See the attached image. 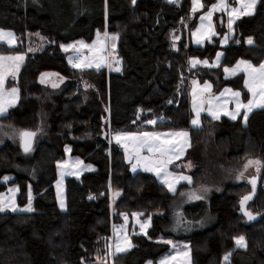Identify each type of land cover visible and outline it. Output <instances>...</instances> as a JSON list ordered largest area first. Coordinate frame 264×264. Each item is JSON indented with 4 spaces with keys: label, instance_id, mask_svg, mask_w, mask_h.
Masks as SVG:
<instances>
[{
    "label": "trees",
    "instance_id": "obj_1",
    "mask_svg": "<svg viewBox=\"0 0 264 264\" xmlns=\"http://www.w3.org/2000/svg\"><path fill=\"white\" fill-rule=\"evenodd\" d=\"M215 2L201 0L203 9ZM189 11L191 0H182L179 8L163 0H136L135 4L132 0H0V30L18 38L14 46L1 43L0 53L25 55L16 79L9 80L19 90L18 101L0 121L33 131L43 116L48 125L47 138L38 142L32 154L38 169L34 179L12 168L14 163L22 166L18 146L7 141L0 147V193L18 186L19 205L27 202L29 187L33 194V211L0 212V264H156L170 250L159 241L162 238L188 243L191 264H223L226 253H231L229 264H264V189L259 184L247 204L248 210L259 213L258 220L248 223L239 213L240 198L251 186L228 185L209 201L194 200L182 209V223L196 226L207 213L215 222L203 230L175 235L168 230L169 203L175 192L153 174L132 173L114 139L113 133L118 132L188 130L192 144L200 143L210 125L216 132L213 144L222 157L259 155L264 162V108L253 110L245 125L241 110L236 120L205 115L201 118L205 125L193 128L188 94L193 70L200 73L188 66V60L213 59L220 48L219 63L206 71L212 76L206 74L201 80L208 79L215 92L225 86L239 90L246 101L243 76L225 79L223 68L238 59L254 66L264 60V0H258L253 14L235 20L232 37L222 47L214 40L200 46L192 42L196 21L181 25L183 18L191 17ZM223 18H215L220 32L225 30ZM179 25L177 39L171 40V31ZM106 30L118 35L121 71L107 75L92 71L94 90L85 100L89 91L79 82L89 70L73 67L60 45L91 42L97 32ZM35 32L45 38V45L32 52L26 35ZM46 70L65 77L60 87L52 89L37 81ZM66 145L72 156L92 164L94 170L65 179V209L60 210L54 183L56 164L64 160ZM262 172L263 181L264 166ZM7 173L15 175L4 184L1 179ZM110 188L120 192L113 214ZM120 214L149 218L151 225L144 234H133L130 249L111 256V222H120L115 221ZM238 236L245 238V248L235 247Z\"/></svg>",
    "mask_w": 264,
    "mask_h": 264
},
{
    "label": "rangeland",
    "instance_id": "obj_2",
    "mask_svg": "<svg viewBox=\"0 0 264 264\" xmlns=\"http://www.w3.org/2000/svg\"><path fill=\"white\" fill-rule=\"evenodd\" d=\"M181 2L182 0L180 1V4ZM217 2L213 4H216ZM227 3L229 4L230 7H239L238 0H227ZM257 3H258V0H257ZM199 4L202 5L201 0H199ZM213 4H211L209 7L204 8V9H203V6L197 7L196 11L193 12L192 9L194 5H193V0H191V11H189V14H191V17L189 18L185 17L181 20L182 22L181 25H185L187 23L191 25L193 21H196V26L194 30L191 32V38L195 45L200 46L202 44H205L206 42L213 43V40H214L218 47H222L226 45L228 41L230 40V38L232 37L234 23L237 18H233V23H232L231 30H230L229 23H228L229 15H228L227 10L215 11L212 15L211 21L209 22L205 20L203 22L204 27L203 28L201 27V17L207 14V12L211 9V6ZM216 15L218 16V20L222 16L224 17L223 19H224L225 30L223 32L218 31L216 28V24L219 23V21L215 22ZM243 16H247V15H243ZM209 23H211L212 25L210 30L207 27ZM181 25H179L177 29H175V31H171L170 33L171 40L177 39L178 29ZM198 29H200L199 33H197ZM4 31L6 33L11 32L7 30H4ZM193 33H197V35L194 36ZM117 36L118 35H116L115 33H110L106 30L102 33L97 32L94 39L91 42H86L84 40H76V41H72L66 44H62V46H64V47L61 46L62 50L65 51V48H67L66 52L69 53L67 57L69 61L70 60L72 61L73 58L77 60V58L81 56V59H79V62L91 63L92 65L91 67H84V66L75 67L79 69L89 70L84 73L83 75L84 77H82L81 81L79 82V85L82 86L86 90V92H88L89 90L90 91L94 90V84H93L94 82L91 80V76H90L92 74V71H96V72L99 71L100 73H104L106 75L109 72H117L116 68H119V64L121 63L117 50H116L117 43H118ZM113 37H116V38L113 39ZM15 38H16V42L12 45L8 44L6 38L5 40L0 41V44L5 43L9 46H14L18 43V38L16 36ZM26 39L29 42V50L31 49L30 51L32 52L40 51L44 48L45 38L41 36L38 32L29 33L28 35H26ZM197 39L200 40L199 43H197ZM218 53L219 54L221 53L220 48L216 52L213 59L190 58L188 60L189 62L188 66L192 69L198 68L200 72L198 74L196 70H193L192 74L190 72L191 78H194L196 75H198L196 79H193L189 82L190 86L188 89L189 107H190V112H191L190 126L193 128H200L202 125H205L204 121L201 119L205 115L209 118L214 119L209 114V108L211 107V105L207 103V100L210 97H219L220 98L219 103L222 105L225 104V102L227 101V104H226L227 111L231 112V111H234L236 108L234 98L231 96L230 93L225 92V90L226 89H231L232 91H239V90H235L229 86H225L221 88L219 92L212 91L211 88L209 91L202 92V89L205 88V85H212L211 83L204 82V80H201V79L206 74L209 76H212V74L206 73V71L210 68H214L217 66V64L220 61V57H219V60L217 59ZM0 55H5V56L23 55L25 57L24 53H21V54H1L0 53ZM192 61H197L195 66H193ZM204 61H207V64H205ZM22 63L20 64L19 70L21 68ZM71 63H73V61ZM97 64H99V68H97L96 66ZM18 73H16V76ZM16 76L13 77L12 75H8L6 77V82H5L6 89H10L14 87V86H11V83L9 82V80L16 79ZM64 80H65L64 76H61L58 72L53 71V70L43 71L39 73L37 76V81L39 83L49 88H52V89H56L60 87ZM94 80H95V77H94ZM194 81L195 83L192 84ZM53 85H56V86L54 87ZM90 91L88 93L85 92L86 93V95H84L85 100L90 99L91 93H92ZM194 91H195V95H194ZM221 93H224V95L221 96ZM18 97H19V93H18ZM242 98L243 96L241 94L240 99L244 103ZM201 100H204V103H201ZM215 103L216 101L213 100V105ZM194 104L196 108L200 109V116H199L200 123L198 125H193L191 123V121L196 118V111L194 110ZM10 108H8V110ZM107 109H108V106L106 107V110ZM220 116H226V115H224L223 112H221ZM40 117H41V120H39L38 122L39 126H37L35 130H33L36 135H35L34 145L29 152L22 151L19 145L20 132L25 130L26 128L17 126L16 124H13L12 122L0 121V147L7 141L18 146L20 150H19V153H17V156L23 159L22 166H19L17 163H14L12 165V168L15 169V171H23L27 173L33 179L36 178L38 169L36 165L34 164V162L32 161V154L38 142L47 138V132H48L47 123L43 120V116H40ZM226 117L230 118L229 116H226ZM207 130L209 131L208 136L204 135L205 139L203 138L202 141H200V143L195 142L193 144L191 142V139H190L191 137H190V133L188 130L144 131L142 133L140 132L139 133L118 132L119 134H132L133 136L137 138L141 137L142 134L145 132L161 133L162 134L160 137L161 140L168 139L171 141L169 147L177 144V138L173 136H168L167 135L168 133H174V132H180V131H184L188 133V137H187L188 143L186 145L184 144V138H179V144L184 147L183 155H181L178 159L174 158L173 162L167 166L168 172L172 173L173 176L183 175V176H190L192 178V183H188L187 181L181 180L179 183L175 185V188H176L175 196L169 203V208L171 212V226L169 227L168 230L173 232L175 235H186L191 232L203 230L209 227L213 222H215V217L207 213L202 219H200L197 222L196 226L194 224L189 225V224L182 223L183 207L186 204L194 200H197V199H189L187 193L195 192L197 195H200L202 199L209 201L214 193L222 192L223 189L228 185H244L247 188L251 186L250 187L251 190L248 193L246 192L243 193L244 195L240 198V201H241V199L244 196L251 193L252 185L249 183V179L254 178V177L257 179V184H259L264 189V179L262 181L263 166L260 167L259 172H257L255 165L248 167L247 170H245L244 168V165L247 164L249 160L262 161L261 157L259 155L249 154V155H244L243 157L228 160L221 156L220 152L216 150L213 144L214 136L216 133L214 130V127L207 125ZM110 132H111V135L114 134V139L119 144L120 148L123 150L125 160L127 159L129 161L131 172L135 173L136 171H139V170L145 171L142 165H137L136 170L133 171L132 166L133 164H136L135 153L133 150L134 142L131 139H127L123 135L120 141H117L116 135L118 133L117 134L113 133L112 130H110V128H108L107 130L108 138L110 136ZM112 138L113 137L111 136V139L110 138L109 139L112 140ZM67 152L68 154H66V158H64V160L56 164L57 179L54 183L57 198L60 204L62 201L64 205L62 209L65 208V195H64L65 179L67 177L78 178L82 173L94 170V166L92 164L85 163L82 159H80L77 156H72L69 153V147L65 149V153ZM140 154L142 156L152 155L147 151L146 148L143 149ZM189 162L191 163V167H188ZM146 172L153 174L157 178V175L155 172H152V171H146ZM241 172L244 173V176L243 178L238 179L237 177L240 176ZM14 175L15 173L5 174L2 177L1 182L4 184H7L8 181L12 177H14ZM5 177H8L6 181L4 179ZM157 179L161 183V180L159 178ZM164 186L168 189L166 185ZM205 188L208 189V191H203V189ZM10 190H16V191H10ZM29 193H31V198H32L31 207L33 209V194L31 192L30 187L28 190V199L25 205H19L17 202V196L19 194V187L16 185L8 186L5 192L0 193V196L3 197L5 204H8L11 198V202H13L18 209L15 212H30V211L19 210V209H25L28 206ZM181 193H185V195H181ZM108 196H109V208H110L111 214H113L115 212L114 205L120 196V192L118 190L110 188L108 191ZM4 211L13 212L10 207H6ZM251 212L254 214H259V213L253 212L252 210ZM178 218L181 220V223L179 225H177ZM118 220H120V222H111L112 243H110L111 247H109L108 249V252H110L111 256L113 255V253H115L117 243H120L122 246H126L125 238H127V240L130 241V246H126V250L130 249L132 247L131 238L133 234L134 233L144 234L151 225V221L149 218L139 219L137 215H134L131 218H128L125 214H120L118 218H115V221H118ZM111 221H114V220H111ZM141 225H144L145 227L142 228ZM159 241L164 242V241H171V240L162 238ZM245 243H246V240H245ZM234 245L235 247H237L235 243V239H234ZM168 246L170 247L169 252L163 255L162 257H160L156 264H160V261L162 259L171 258V257H175V259H169V264H191V251H190V247L188 243L184 241H172V243L168 244ZM238 248H245V247H238ZM184 253H187V255H184ZM223 261H224V258H223ZM146 264H149V262H147ZM223 264H225V261L223 262Z\"/></svg>",
    "mask_w": 264,
    "mask_h": 264
},
{
    "label": "snow or ice",
    "instance_id": "obj_3",
    "mask_svg": "<svg viewBox=\"0 0 264 264\" xmlns=\"http://www.w3.org/2000/svg\"><path fill=\"white\" fill-rule=\"evenodd\" d=\"M133 4H135L136 0H132ZM169 3H175L176 0H168ZM239 7H230L227 3V0H218L216 4H213L211 6V9L207 12L205 16L201 17V27H204V21H211L212 15L215 11H228L229 15V29L231 30V26L233 23V18H239L242 15H251L255 9L257 0H238ZM193 12L196 11L197 7H202V5L199 4V0H193ZM208 29L210 30L212 25L211 23L208 24ZM200 32V29L197 30V33ZM197 33H193V35H197ZM7 39V42L9 45H12L16 42V38L13 33L11 32H5L4 30H0V41ZM116 37H113L115 39ZM200 40L197 39V43H199ZM82 43V42H81ZM247 43L251 45L253 43V40L251 37L248 38ZM64 47V46H62ZM71 47V46H69ZM31 50V49H30ZM65 51H67V48H65ZM220 54H217V59L219 60ZM23 55H15V56H5L0 55V115H4L8 108L14 106L18 100V92L19 90L16 87H12L10 89H6L5 82L6 77L8 75H12L13 77L16 76V73L19 71L20 64L24 60ZM76 63L73 64L74 67H91V63H83L79 62V58H77ZM72 61L70 60V63ZM193 66L197 63V61H192ZM205 64H207V61H204ZM97 68H99V64L96 65ZM116 71H120L119 68H116ZM240 71H243L245 74L244 79V86L248 90V92L251 94V99L248 100L247 104H244L240 97L241 93L239 91H232L231 89H226L225 92H228L231 94V96L235 100L236 108L234 111H227L226 110V104H220L219 103V97H210L207 100V103L211 105L209 108V114L214 119H219L221 112H223L224 115L229 116L232 120H236L237 117L240 115L241 109H244V121L247 122L248 114L254 109V108H264V63L259 64V66H254L249 61H239L235 68L228 69L225 68V73H231V75H236ZM227 78V77H226ZM43 82V81H41ZM195 83V81L193 82ZM54 87L56 85H53ZM211 88V85H205V88L202 89V92L209 91ZM195 95V91H194ZM224 93H221V96H223ZM213 100L216 101V103L213 105ZM171 103V101H169ZM201 103H204V100H201ZM194 110L196 111V118L191 121L193 125H198L200 123L199 116H200V109L195 107L194 104ZM148 123H155V121H148ZM36 134L34 132L30 131H21L20 137L25 152H29L31 150V141L32 138ZM122 135L125 136L127 139H131L134 142L133 150L135 153V159L136 164H133L132 168L133 171L136 170L137 165H142L144 167L145 171H152L155 172L157 175V178L161 180V183L166 185L168 187V190L170 192H175L176 188L175 185L179 183L181 180L187 181L188 183H192V178L190 176H173L172 173L168 172L167 166L173 162V159H178L181 155L184 153V147L179 144V138H184V144L186 145L188 133L184 131L180 132H174V133H168V136H173L177 138V144L169 147L171 141L168 139L161 140V133H148L145 132L142 134L141 137L137 138L133 136L132 134H117L116 139L117 141H120L122 138ZM147 149V151L152 154L150 156H142L140 153L143 149ZM256 166L257 172H259L260 167L264 166V162L260 160H249L247 164L244 165L245 170H247L250 166ZM188 167H191V163L189 162ZM244 173L241 172L240 176L237 178H243ZM5 181L8 179V177L4 178ZM249 183L253 187V193L255 192V186H256V179L253 178L249 181ZM10 191H16V190H10ZM203 191H208V189H203ZM181 195H185V193H181ZM189 199H202L200 195H197L195 192L187 193ZM91 198V197H90ZM252 197L251 195L245 196L241 200V208L244 211V214L248 217L249 220L254 219L251 212L247 211L244 208L245 203L250 200ZM31 193H29V203L28 206L25 209H19L22 211H33L31 207ZM6 207H10L13 212L17 211V207L13 202H11V198L8 204L4 203V199L2 196H0V212L4 211ZM61 207H64L63 202L61 201ZM137 215V214H133ZM181 223V220L177 219V225ZM141 227H145L144 225H141ZM164 243L171 244L172 241H164ZM235 243L237 247H246L245 238L243 236L235 238ZM125 245L130 246V241L125 238ZM126 246H122L120 243L116 244V253L124 252L126 250ZM111 247V246H109ZM184 255H187V253H184ZM231 253H226L224 256L225 264H229ZM169 259H175V257L171 258H165L160 261V264H169ZM151 264V262H149Z\"/></svg>",
    "mask_w": 264,
    "mask_h": 264
},
{
    "label": "crops",
    "instance_id": "obj_4",
    "mask_svg": "<svg viewBox=\"0 0 264 264\" xmlns=\"http://www.w3.org/2000/svg\"><path fill=\"white\" fill-rule=\"evenodd\" d=\"M96 35V34H95ZM193 42V41H192ZM61 46L62 45H60V49H61ZM62 50V49H61ZM63 52H66V51H64V50H62ZM66 53H68V52H66ZM220 56H221V53H220ZM219 56V57H220ZM74 60V59H73ZM248 61V60H244V59H238V60H236L232 65H230V66H224V68H223V77L225 78V79H228V78H234L235 76H237V75H239V74H241L242 76H243V81H242V84H243V87H244V89L247 91V93H248V96H247V99H246V101H244V104H247V102H248V100L249 99H251V94L248 92V90L245 88V86H244V79H245V74L243 73V71H240L239 73H237L236 75H231V73L229 72V73H225V68H228V69H233V68H235L236 67V65H237V63L239 62V61ZM250 62V61H249ZM74 63V62H73ZM261 63H264V60L261 62ZM260 63V64H261ZM259 66V65H258ZM257 66V67H258ZM119 69H120V71H121V63L119 64ZM120 71H117V72H120ZM227 77V78H226ZM193 79H196V78H191V79H189V82L191 81V80H193ZM204 82H209V83H211L210 81H208V80H204ZM200 83V82H199ZM192 84H194V83H192ZM190 86V85H189ZM211 90L212 91H214L213 90V85H211ZM256 109H260V108H254L253 110H256ZM252 110V111H253ZM243 111V114H244V109L242 110ZM251 111V112H252ZM250 112V113H251ZM249 113V114H250ZM249 114H248V116H249ZM242 123L245 125V121H244V115H243V117H242ZM67 147H69L68 145H66L65 147H64V151H65V149L67 148ZM69 153H71L70 152V147H69ZM66 154H68V152L67 153H65V158H66ZM65 195V194H64ZM56 198H57V194H56ZM57 204H58V207H59V209L60 210H64V209H62L63 207H61V204H60V202H59V200H58V198H57ZM111 239H112V235H111ZM111 243H112V240H111ZM147 263V262H146ZM145 263V264H146ZM153 264V263H152Z\"/></svg>",
    "mask_w": 264,
    "mask_h": 264
},
{
    "label": "water",
    "instance_id": "obj_5",
    "mask_svg": "<svg viewBox=\"0 0 264 264\" xmlns=\"http://www.w3.org/2000/svg\"><path fill=\"white\" fill-rule=\"evenodd\" d=\"M23 131H25V130H23ZM26 131L34 132V131H32V130H26ZM34 133H35V132H34ZM34 140H35V136L32 138V141H31V148H32L33 145H34ZM21 144H22V141H21V137H20V143H19V145H20V149H21L22 151H24V149H23V147L21 146ZM254 178H255V177H254ZM251 179H253V178H251ZM251 179H249V181H250ZM255 179H256V178H255ZM256 191H257V179H256L255 192L253 193V187H252V191H251V193H249L248 195H246V196L251 195V197H252V198H251L250 200H248V201L245 203V205H244V208H245L247 211H249V212H251V211L248 210V208H247V204H248V202H250V201L253 200V198H254L255 195H256ZM244 197H245V196H244ZM241 200H242V199H241ZM239 213H240L241 216H243V217L245 218V220H246L248 223H252V222H254V221H256V220L259 219V215H258V214H254V213L251 212V214L253 215L254 219L249 220L248 217L244 214V211H243L242 208H241V201L239 202Z\"/></svg>",
    "mask_w": 264,
    "mask_h": 264
},
{
    "label": "built area",
    "instance_id": "obj_6",
    "mask_svg": "<svg viewBox=\"0 0 264 264\" xmlns=\"http://www.w3.org/2000/svg\"><path fill=\"white\" fill-rule=\"evenodd\" d=\"M164 2L168 3L169 5H172L174 8H179L180 7V1L181 0H176L175 3H169L168 0H163ZM79 59H81V56L78 57ZM73 62H77L76 59L73 60ZM91 195L89 194L87 196L88 199H90Z\"/></svg>",
    "mask_w": 264,
    "mask_h": 264
}]
</instances>
